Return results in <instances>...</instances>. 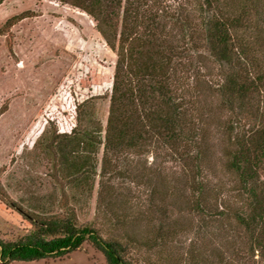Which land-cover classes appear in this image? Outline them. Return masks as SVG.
<instances>
[{
	"label": "trees",
	"instance_id": "obj_1",
	"mask_svg": "<svg viewBox=\"0 0 264 264\" xmlns=\"http://www.w3.org/2000/svg\"><path fill=\"white\" fill-rule=\"evenodd\" d=\"M56 1L93 19L116 55L112 84L106 95L97 87L70 86L50 104L45 151L61 192L60 211L39 209L28 214L27 232L13 240L0 237V264L62 258L84 243L105 264H172L170 238L178 230L167 207L159 206L158 222L119 210L127 203L118 193L121 185L113 183L127 178L165 197L164 169L148 160L156 149L182 166L179 176L170 175L181 195L171 196L172 203L225 221L242 244V255L234 251L237 259L215 248L208 260L184 255L183 263L264 264V0H185L175 6L163 0ZM15 18L21 15L6 23ZM199 67L215 69L212 83L197 82L226 114L216 121L224 140L219 156L231 182L227 196L221 185L200 177L198 162L208 157L211 143L200 125L204 114L195 108L202 92H189L185 84L188 72ZM104 95L109 103L103 126L93 102ZM96 175L93 217L80 222L77 208L91 197ZM99 216L109 224L98 225Z\"/></svg>",
	"mask_w": 264,
	"mask_h": 264
},
{
	"label": "rangeland",
	"instance_id": "obj_2",
	"mask_svg": "<svg viewBox=\"0 0 264 264\" xmlns=\"http://www.w3.org/2000/svg\"><path fill=\"white\" fill-rule=\"evenodd\" d=\"M185 0H163L175 6ZM16 15L10 22L6 21ZM116 60L115 53L104 43L93 19L80 9L56 0H3L0 3V237L13 240L31 228L30 213L39 209L60 211L59 186L52 179L51 158L46 154L45 142L49 132L50 104L56 97L66 95L68 87L95 89L102 94L110 91ZM195 63V67H197ZM212 83V73L203 67L187 74L188 91L195 96V108L203 113V134L210 141L209 155L198 162L200 174L208 183L224 190L231 186L225 174L220 146L223 145L222 128L216 118L226 116L217 108V100L198 80ZM186 84V85H187ZM195 84V85H193ZM194 93V94H195ZM193 94V93H192ZM97 98L93 102L94 116L104 126L109 98ZM102 146L98 150L101 157ZM148 158L164 169L167 195H150L149 189L129 179L113 180L125 199L127 213H138L158 222L160 209L167 207L166 217L176 223L178 230L170 238L172 264H184L182 256L196 260L209 259L215 248L235 259L234 251L243 254L241 241L225 221H213L198 215L182 204L172 203L171 196H178L171 176H179L181 164L168 158L163 149H156ZM159 151V152H158ZM156 155V156H155ZM171 175V176H170ZM200 178L197 175H194ZM99 176H93V192L82 208H77L80 222L91 220L94 214L95 192ZM168 181V183H167ZM171 181V183H169ZM116 185V186H117ZM172 194V195H170ZM181 196V195H179ZM227 196V195H226ZM154 205V206H153ZM78 207V206H76ZM131 211V212H130ZM31 217V216H30ZM99 216L98 225L108 223ZM109 224V223H108ZM107 225V224H106ZM156 255L157 249L151 250ZM141 254L148 250L140 251ZM164 253V252H163ZM189 253V254H188ZM184 256V257H185ZM156 257V256H155ZM256 258V256L254 257ZM155 259V258H154ZM237 259V258H236ZM239 260V259H238ZM247 260V257H246ZM173 261V262H172ZM249 263L253 262L248 258ZM11 264H105L102 255L87 243L65 257L37 261H17ZM142 264H147L143 261ZM248 264V263H247Z\"/></svg>",
	"mask_w": 264,
	"mask_h": 264
}]
</instances>
